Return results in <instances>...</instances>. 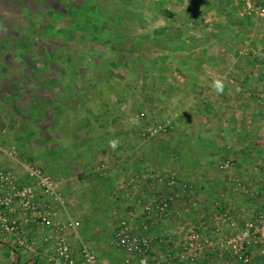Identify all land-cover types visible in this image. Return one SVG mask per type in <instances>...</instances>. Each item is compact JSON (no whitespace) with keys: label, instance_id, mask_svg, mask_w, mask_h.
<instances>
[{"label":"rangeland","instance_id":"rangeland-1","mask_svg":"<svg viewBox=\"0 0 264 264\" xmlns=\"http://www.w3.org/2000/svg\"><path fill=\"white\" fill-rule=\"evenodd\" d=\"M212 2L0 0V132L5 144L16 146L20 158L43 167L63 190L65 211L53 219L63 222L70 216L80 221L82 239L67 231L77 260L81 244L86 243L96 252L100 264H125L124 254L111 240L115 223L123 217V213L112 214L108 208L115 186L105 182L101 174L104 168L98 169L103 166L98 163L104 160H97V144L84 139L80 153H74L75 137L90 134L91 127L128 125L137 133L133 157L151 163L148 170L157 171V158L161 169H184L171 162V157H163L162 150L157 152V128L168 127L163 124L170 113L184 109L175 101L169 102V87L157 81H205L200 72L205 65L201 52L205 43L203 24L190 26L185 21L191 16L202 18L204 5ZM219 24L222 35L232 30L233 24ZM171 43L177 54H159V49ZM232 44L236 46V42ZM197 47L201 50L196 51ZM185 50L193 53L185 55ZM186 57L195 68L190 78L185 74L188 71L173 69L169 64L172 60L184 62ZM56 89L61 96L53 99ZM46 95L50 96L48 100L44 99ZM158 108L163 117L157 116ZM164 133L160 134V148H170L177 138ZM51 138V149L47 150L44 145ZM63 144L72 148L62 149ZM171 151L175 156L185 154L184 149ZM77 154L82 159L78 160ZM75 173L83 175L72 178ZM98 190L101 200L110 202L93 208L92 192ZM16 217L12 214L10 219ZM83 222L87 225L84 231ZM29 228L21 229L20 236L26 240ZM52 231L37 225L33 231L34 249L29 250L18 243L15 234L0 227V264H57L44 257V237ZM222 256L227 260L225 264H243L231 254H218V260ZM252 264H264V257L257 256Z\"/></svg>","mask_w":264,"mask_h":264},{"label":"crops","instance_id":"crops-1","mask_svg":"<svg viewBox=\"0 0 264 264\" xmlns=\"http://www.w3.org/2000/svg\"><path fill=\"white\" fill-rule=\"evenodd\" d=\"M204 9L206 12L202 18L196 19L191 16L188 17L189 19L186 18L185 23L190 26H197L201 22L203 24L201 26L205 43L201 47L203 49L201 52L204 54L202 64L205 65L200 69L202 74L200 76L205 81H157L158 84L169 87L167 90L169 102L175 101L184 108L170 113V119L163 124L168 127L157 128V135L165 131L164 134L177 138L173 141V146L164 149L160 148L159 134L157 152L162 150L163 157H171V162L177 163L184 169L175 167L161 169L157 158V172H174L188 185L177 189L179 198L173 207L172 216L165 225L164 235L163 229L157 231L160 238L157 239V244L153 246L151 253L150 259L153 264H189L190 262L225 264L227 260H224L223 256L218 260L217 256L220 252L213 246H207L193 260L188 256L173 258L168 256V252L179 247L187 227L190 229L199 225L203 233L209 236L210 241L216 242L219 235L229 236L232 233L233 221L239 220L242 216L264 212V16L248 13L233 0H213L211 4L204 5ZM219 23L233 24L230 27L232 30L222 35V31H219L222 28ZM167 32L168 35H174L171 31ZM231 40L233 43L236 42V46H233ZM174 45L171 43L168 48L159 49V54H177ZM241 47L244 48V52L239 50ZM201 48L197 47L195 50ZM184 53L186 55L193 52L185 50ZM169 64L173 69L188 71L190 75L188 72L185 73L188 74L187 78L195 73L192 61L187 57L184 62L176 63L172 60ZM216 79L224 81L223 93L218 94L214 90L213 83ZM55 92L56 97L53 95V99L61 96L60 90L56 89ZM48 98L50 96L46 95L44 99L48 100ZM159 112L161 111L158 108L157 116L163 117ZM128 128V125L113 126L112 123L87 128L93 130L90 132L91 135L88 133L79 138L75 137L74 148L66 144L61 148H72L74 153H80L81 142L84 139L86 142L89 140L97 144V160L98 157L104 160L98 163L104 166L101 174L104 175L105 182L115 186V191L110 194V200L112 199L108 206L110 212L112 214L121 212L122 218H128L133 224H138L142 218L144 194L132 189L130 180L139 171L148 170L152 166L148 165L151 163L146 160L141 162V159L133 157L132 147L136 142L137 133ZM76 131L77 129L74 133ZM93 133L94 137H92ZM178 138L181 139L180 143H177ZM52 140L51 138L45 143V149H51ZM112 140L118 142L115 149L110 146ZM175 149L178 151L184 149L185 154L175 156L172 151L170 152ZM163 150H168L170 153H164ZM228 158L233 160L230 169L220 170L216 167ZM49 159L51 160L50 157ZM77 159H82V155L77 154ZM0 162L14 169L21 181H28L26 173L11 159L0 154ZM214 166L217 170L213 168ZM41 168L44 170L43 167ZM82 175L75 173L72 178H81ZM233 179L244 183L243 186L230 187L229 183ZM159 189L168 191L167 186H160ZM59 190L63 194V190L61 188ZM100 195L102 194L99 190L92 192L93 208L99 203L110 202L108 199V201L101 200ZM55 212L63 214L64 208L55 205ZM82 227L84 231L87 225L83 222ZM115 228L116 223L111 240ZM34 230L35 228L30 229L31 236ZM166 234L170 235V240L161 239V236ZM256 250L257 247L252 248L250 264L257 256L263 257L259 254L255 255ZM136 260L133 264H137Z\"/></svg>","mask_w":264,"mask_h":264},{"label":"built area","instance_id":"built-area-1","mask_svg":"<svg viewBox=\"0 0 264 264\" xmlns=\"http://www.w3.org/2000/svg\"><path fill=\"white\" fill-rule=\"evenodd\" d=\"M241 5L248 13L264 16V0H233ZM244 52V48L239 49ZM0 154L11 159L23 170L28 181H21L14 169L0 164V227L15 234L18 243L25 245L29 250L34 249V237L29 239L20 236L21 229L26 226L30 229L37 225L54 229L44 237L45 259L57 264H100L96 252L82 243L81 256L77 260L74 249L67 238V231L82 239L79 232L81 226L78 219L67 216L63 222H56L53 218L57 214L55 205L64 208L65 199L60 192L56 180L40 166L29 159H20L19 151L14 145H7L0 132ZM233 166L231 158L219 163L220 170H228ZM103 166H99L101 170ZM242 187L243 183L231 180L232 187ZM188 184L172 173H162L155 170H141L130 180V187L136 192L144 194L142 204V218L140 223L133 224L128 218L118 220L113 242L125 254V264H150L153 246L157 244L159 234L172 216L173 207L179 198L177 189ZM160 186H167L168 191L160 190ZM16 214V219H10ZM233 231L229 236L219 235L216 242H211L199 225L188 229L183 235L178 248L168 252L173 258L188 256L192 260L207 246H213L220 254H231L244 264L252 261V248L257 247L260 256L264 257V212L250 217L242 216L232 222ZM161 233V232H160ZM162 238L171 239L169 234ZM159 240V239H158ZM136 257V259H134Z\"/></svg>","mask_w":264,"mask_h":264},{"label":"clouds","instance_id":"clouds-1","mask_svg":"<svg viewBox=\"0 0 264 264\" xmlns=\"http://www.w3.org/2000/svg\"><path fill=\"white\" fill-rule=\"evenodd\" d=\"M213 87H214V90L220 94V93H223V89H224V81L222 79H216L214 80V83H213ZM118 145V142L116 140H112L110 141V146L115 149Z\"/></svg>","mask_w":264,"mask_h":264}]
</instances>
